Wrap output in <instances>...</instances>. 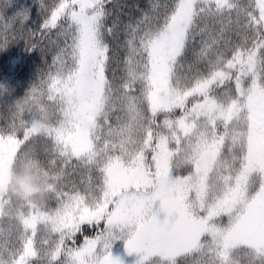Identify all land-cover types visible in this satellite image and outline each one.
Instances as JSON below:
<instances>
[{"label":"snow or ice","instance_id":"6c2138e0","mask_svg":"<svg viewBox=\"0 0 264 264\" xmlns=\"http://www.w3.org/2000/svg\"><path fill=\"white\" fill-rule=\"evenodd\" d=\"M38 2L57 51L0 124V264H264V0ZM12 3L0 48L35 35ZM29 157L42 204L9 191Z\"/></svg>","mask_w":264,"mask_h":264},{"label":"trees","instance_id":"16d2710c","mask_svg":"<svg viewBox=\"0 0 264 264\" xmlns=\"http://www.w3.org/2000/svg\"><path fill=\"white\" fill-rule=\"evenodd\" d=\"M8 2L9 0H0V6ZM47 2L51 3L52 0ZM128 2L131 3L134 0H128ZM135 2L143 5L145 0H135ZM19 10H30L33 13L28 28L35 32V35L29 39L25 34L20 39L12 37L10 31V42L0 48V124L5 122L4 118L8 115V103L22 99L32 85L39 83L41 78L47 79L48 73L52 70L50 65L57 51L56 46L50 43L57 39L55 34L42 35L39 30L41 17L38 0H13L12 6L7 9V14L11 16ZM28 44H34V48L29 49ZM38 151L43 159L42 149L38 147ZM9 227L8 221H0V228L7 230ZM81 242L82 238L77 241V243Z\"/></svg>","mask_w":264,"mask_h":264},{"label":"clouds","instance_id":"9594fccd","mask_svg":"<svg viewBox=\"0 0 264 264\" xmlns=\"http://www.w3.org/2000/svg\"><path fill=\"white\" fill-rule=\"evenodd\" d=\"M40 118L43 122L50 121L51 113H41ZM8 187L20 201H31L36 204L46 202L52 194L48 182L42 176L39 162L31 157L17 163L9 178ZM0 210L8 216L13 215V209L9 207L7 201H0Z\"/></svg>","mask_w":264,"mask_h":264}]
</instances>
